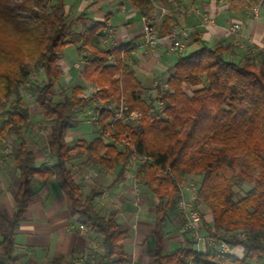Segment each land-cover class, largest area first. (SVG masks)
Segmentation results:
<instances>
[{"label":"trees","instance_id":"trees-1","mask_svg":"<svg viewBox=\"0 0 264 264\" xmlns=\"http://www.w3.org/2000/svg\"><path fill=\"white\" fill-rule=\"evenodd\" d=\"M128 1L142 16L150 15L149 0ZM165 1L168 6L184 7L186 0ZM191 1L198 6L205 0ZM223 1L231 13L264 5V0ZM174 23L166 17L159 35H167ZM107 28V20L97 22L86 13L75 17L66 9L65 0H0V109H5L0 143L14 136L19 146L12 152L19 173L15 212L9 216L0 211V264L15 262L16 232L30 206L31 185L52 177L65 194L76 224L100 238L98 264L127 263L123 243L131 234L121 228L115 214L103 216L97 211L98 191L82 193L70 168L74 151L106 171L121 167L120 178L134 159L147 158L138 165L135 179L159 200L154 264H264V59L258 63L232 60L230 46H211L200 32H194L188 45L196 48L175 54L174 71L150 94L152 89L129 64L136 46H104ZM69 46L77 49L84 78L99 88L96 101L92 96L85 98L80 85H74L71 92L63 87L55 92L65 76L61 60ZM34 69L43 74L40 82L31 79ZM121 100L128 114L139 112L142 118L137 124L119 122L113 130V106ZM158 101L163 103L162 111ZM32 105L40 112L41 122L50 126L51 168L37 164L25 138L34 128L29 120ZM84 110L98 136L71 145L68 133L83 123L75 116ZM107 134L115 142L108 141ZM190 177H199L194 207L205 237L220 236L234 255L208 247L198 250L185 230L186 243L165 251L168 221L178 210ZM202 205L210 209L211 222L200 210ZM239 233L247 239H240Z\"/></svg>","mask_w":264,"mask_h":264},{"label":"crops","instance_id":"crops-1","mask_svg":"<svg viewBox=\"0 0 264 264\" xmlns=\"http://www.w3.org/2000/svg\"><path fill=\"white\" fill-rule=\"evenodd\" d=\"M65 1L66 9L75 17L86 13L94 21L107 20L108 28L105 34L109 36V44L115 47L134 44L136 49L143 44L141 18L144 16L132 2L128 0ZM156 2L161 6H168L165 0H156ZM168 2L171 3V0ZM168 8L167 17L175 20L173 26L188 29L191 34L200 32L202 39L211 46L220 43L225 47L230 46L232 60L244 59L258 63L264 59V5L246 12L231 13L223 0H205L198 6H194L191 0H186L184 7L169 5ZM197 10L200 11L199 14H196ZM150 14H159V11L152 7ZM203 17H209L210 23L202 26ZM164 21L165 19L156 25L160 32L164 28ZM233 25H238V30L235 34H230L228 30ZM165 36H160L162 40L154 53L140 54L136 50L132 53L133 59L129 62L140 81L147 88L152 89L150 94H154L153 88L168 79L174 71L175 54L168 51L170 43L163 38ZM104 46L107 47V44ZM70 47L74 48V52L70 51L71 53L67 54L64 52L61 60L64 77L67 83L72 85L71 87L82 86L83 96L88 98V89L93 92L95 85L87 81L84 76L83 79L76 76L80 57L77 49L74 46L68 48ZM195 48L194 44L188 45L183 53L192 52ZM184 90L188 91V86H185ZM80 116L84 118L80 117L78 120L83 123L89 119L87 113ZM4 120L5 116L1 118V123ZM29 120L34 124V128L25 134V138L34 152L37 164L46 163L51 168L54 160L47 150L50 126H48L47 139L41 137L38 129L43 122L40 112L33 105L30 106ZM97 136L91 139L85 138V135L79 131L78 125L68 133V141L73 145L78 140L93 141ZM18 148L14 136H6L0 143V211L7 212L9 216L14 215L15 195L19 187V173L12 158V152ZM71 156L70 168L82 193L88 195L98 191L99 195L94 202L97 211L103 216L115 214L121 228L130 232L131 238L123 243L124 252L128 257L126 264H154L152 251L156 242L155 208L159 200L136 181V167L131 165L120 178L121 167L114 171H106L86 162V158L78 151L72 152ZM189 184L185 183L183 189L184 197L188 200L191 199ZM31 194L30 206L16 232L14 264H98L101 240L87 229L81 230L76 224V219L72 218L68 208L65 194L55 178L35 182L31 185ZM180 215L178 210L171 213L166 228L167 237L164 247L166 252L173 251L186 243V237L183 235L185 229L182 228ZM205 218L208 222L213 220L211 214H205Z\"/></svg>","mask_w":264,"mask_h":264},{"label":"built area","instance_id":"built-area-1","mask_svg":"<svg viewBox=\"0 0 264 264\" xmlns=\"http://www.w3.org/2000/svg\"><path fill=\"white\" fill-rule=\"evenodd\" d=\"M152 4V7L159 11V14H150L149 16H144L141 18L143 24V44L137 47V52L140 54L154 53L160 44L162 37L159 35V31L156 28V25L162 22L169 14V10L160 4H157L156 0H149ZM199 10L196 11V14H199ZM211 19L209 17H203L202 26L210 23ZM238 30V25H233L228 32L230 34H235ZM110 34V33H108ZM167 39L170 43L168 46V51L173 54L183 53L187 50V44L191 41V32L188 29L180 28L179 26H173L170 32L163 37ZM109 36L106 35L104 38V44H107L109 49H114L115 46L109 44ZM96 88V89H95ZM93 88L95 92L93 100L96 101V92L99 90L96 86ZM99 106V108H101ZM114 115L112 120V128L115 129V125L119 122H129L137 124L142 115L139 112H132L128 114V108L123 100L120 103L113 106ZM157 108L162 111L163 103L161 101L157 102ZM99 111L96 113V117L99 116ZM106 139L110 142H115V138L111 137L110 134L106 135ZM147 158L134 159L132 162L133 166H138L139 164H145ZM166 174V172H164ZM191 199H186L184 197V192L182 190V197L178 203V211L184 219V229L185 231L190 232L191 237L196 242V247L198 250H205V248H214L224 255H234L235 252L233 248L225 242L220 236L216 238L205 237L202 227V220L199 211L194 207V201L197 199V187L195 185L190 186ZM81 230H85L83 226H80ZM239 238L242 240L247 239L245 233H239Z\"/></svg>","mask_w":264,"mask_h":264},{"label":"rangeland","instance_id":"rangeland-1","mask_svg":"<svg viewBox=\"0 0 264 264\" xmlns=\"http://www.w3.org/2000/svg\"><path fill=\"white\" fill-rule=\"evenodd\" d=\"M167 9H169L168 7H167ZM187 47H188V45H187ZM74 52V48L73 47H70V48H67L64 52H65V54H67V53H71V52ZM176 58H177V56L176 55H174V62L176 61ZM77 70H76V76H78V77H80V78H82L83 79V75H82V72H81V63H80V61H78V66H77ZM42 78H43V74L41 73V72H39L38 70H36V69H34L33 70V74H32V80L34 81V80H37V81H41L42 80ZM72 85H69L68 83H67V81H66V79H65V77L61 80V82H60V84L55 88V92L57 93L59 90H61V88L63 87V88H66V89H68V91L67 92H71V87ZM94 87V86H93ZM70 88V89H69ZM61 92V91H60ZM59 92V93H60ZM87 94H88V96L89 97H91V95L93 96L94 94H95V92H92L91 90H89L88 89V91H87ZM61 98V97H60ZM27 100L30 102V101H32V99L31 98H29V97H27ZM31 110H32V113H34L33 112V109L31 108ZM85 111H81V112H78L76 115L77 116H75V118H80L81 116L80 115H86V113H84ZM4 115H5V109H3V108H1L0 109V120H1V118L2 117H4ZM83 117V116H82ZM81 117V118H82ZM84 118V117H83ZM0 123H1V121H0ZM48 126H49V124H45V123H43L40 127H39V129H38V133H39V135H41V137L43 136L44 138H46L47 139V131H48ZM79 131L80 132H82V134L83 135H85V138H87V139H91V138H94V137H96L97 136V132H96V130L93 128V125H92V123L90 122V121H87V122H84V123H81L80 125H79ZM43 132V133H42ZM45 139V140H46ZM136 169H138V166H136ZM198 180H199V177H190V178H187L186 179V181H185V183H190L189 185L191 186V185H195L196 187H197V182H198ZM185 183H184V186H185ZM190 186H189V188H190ZM198 188V187H197ZM183 189H184V187H183ZM188 198V197H187ZM200 210L204 213V214H211V211H210V209L207 207V206H204V205H202V207L200 208Z\"/></svg>","mask_w":264,"mask_h":264}]
</instances>
